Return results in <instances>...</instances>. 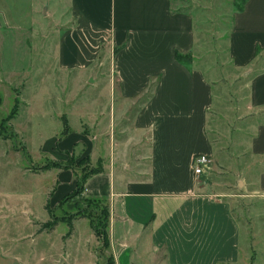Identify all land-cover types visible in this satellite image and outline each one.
Returning <instances> with one entry per match:
<instances>
[{
    "label": "crops",
    "instance_id": "obj_1",
    "mask_svg": "<svg viewBox=\"0 0 264 264\" xmlns=\"http://www.w3.org/2000/svg\"><path fill=\"white\" fill-rule=\"evenodd\" d=\"M53 1L43 14L58 18L55 71L62 70L71 80L70 73L78 72L72 80L78 84L104 53L115 52L117 96L85 101L75 109L77 119L100 122L99 132L113 137L97 140V171L87 177L81 193L108 208L106 262L239 264L241 226L232 214L231 200L212 195L211 185L191 169L193 156L213 154L207 117L216 98L212 77L187 66L196 40L195 15L173 10L171 0ZM233 21L228 61L236 71L251 74L246 108L256 114L264 110V66L255 68L264 53V0H246ZM176 53L190 58L179 62ZM90 103L99 106L97 118ZM71 122L63 118L60 130L65 137L51 152L65 150L72 156L71 146L78 143L83 145L82 157L93 163L95 138L84 136L80 126L74 130ZM247 153L249 165L233 167L237 177L251 169L260 171L255 183L236 180L237 188L249 193L253 186L251 193L264 199V122L251 136ZM61 167L52 160L46 171H53L57 180ZM63 189H57L62 190L57 198L61 202L72 192L64 194Z\"/></svg>",
    "mask_w": 264,
    "mask_h": 264
},
{
    "label": "rangeland",
    "instance_id": "obj_2",
    "mask_svg": "<svg viewBox=\"0 0 264 264\" xmlns=\"http://www.w3.org/2000/svg\"><path fill=\"white\" fill-rule=\"evenodd\" d=\"M171 2L173 10L190 12L197 19L187 66L200 68L215 82L216 98L207 117L211 169L198 179L211 185L212 195L231 200L232 214L241 226L239 264H264V199L251 193L253 186L245 193L236 185V180L255 183L260 170L237 177L238 170L233 169L249 165L248 142L264 122V110L247 112L246 84L251 74L236 71L228 61V36L242 0ZM47 3L54 6L53 0H0V264H107L106 248L90 224L92 220L100 227L105 202L85 198L71 187L97 171V140L113 139L104 130L99 132L100 122L77 119L75 109L85 106V101L117 96L112 73L115 52L104 53L78 84L72 82L78 72L70 73L71 80L62 70L55 71L58 18L43 14ZM257 63L255 68L264 66V53ZM71 98L75 103H61ZM87 106L97 118L99 106ZM11 110L15 114L10 119ZM67 116L74 130L80 126L84 136L95 138L93 163L82 157L83 145L78 143L71 146L72 156L65 150L51 152L65 137L60 128ZM51 159L62 165L57 180L53 171H46L49 167L44 168ZM59 187L64 194L72 191L68 202L57 200ZM55 219L53 229L42 227Z\"/></svg>",
    "mask_w": 264,
    "mask_h": 264
},
{
    "label": "trees",
    "instance_id": "obj_3",
    "mask_svg": "<svg viewBox=\"0 0 264 264\" xmlns=\"http://www.w3.org/2000/svg\"><path fill=\"white\" fill-rule=\"evenodd\" d=\"M246 0H242V6L237 8V11L240 12L243 10L244 8V4H245ZM175 58L177 61L179 62H185L187 61L190 57L188 55H182V54H179V53H176L175 54ZM0 104H1V101H0ZM14 110H11V113L9 114V118L11 119L13 116H14ZM55 166L57 167H60L59 164H54ZM49 166L47 165H44V168H47ZM94 172H91L85 176L82 177V181L80 180H77L76 182V188L74 191H76L77 193H82L83 191V188H84V183L87 179V177L92 174ZM72 193V192H71ZM69 195V194H68ZM65 196L63 198L62 201H66L68 200L70 197L69 196ZM102 214H103V219H102V224H100V227H97L94 225L93 221L91 220L90 221V224H91V227L93 229V233L95 234V236L100 240L101 244H102V247H107L108 246V243H109V238H108V232H107V229H108V217H109V213H108V208L106 206H103L102 209ZM58 223V220L55 219L52 223L51 222H47L45 223L42 227L44 229H46L47 231L53 229ZM107 264H114L113 261L111 259L108 260Z\"/></svg>",
    "mask_w": 264,
    "mask_h": 264
},
{
    "label": "built area",
    "instance_id": "obj_4",
    "mask_svg": "<svg viewBox=\"0 0 264 264\" xmlns=\"http://www.w3.org/2000/svg\"><path fill=\"white\" fill-rule=\"evenodd\" d=\"M191 169L194 176H201L211 169V158L206 154H197L191 161Z\"/></svg>",
    "mask_w": 264,
    "mask_h": 264
}]
</instances>
